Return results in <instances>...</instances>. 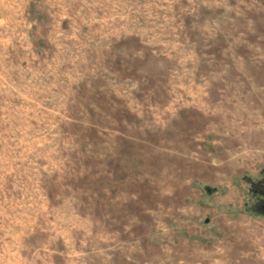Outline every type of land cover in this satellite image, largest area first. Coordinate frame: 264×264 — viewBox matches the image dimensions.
<instances>
[{
  "label": "rangeland",
  "instance_id": "obj_1",
  "mask_svg": "<svg viewBox=\"0 0 264 264\" xmlns=\"http://www.w3.org/2000/svg\"><path fill=\"white\" fill-rule=\"evenodd\" d=\"M264 0H0V264H264Z\"/></svg>",
  "mask_w": 264,
  "mask_h": 264
},
{
  "label": "flooded vegetation",
  "instance_id": "obj_2",
  "mask_svg": "<svg viewBox=\"0 0 264 264\" xmlns=\"http://www.w3.org/2000/svg\"><path fill=\"white\" fill-rule=\"evenodd\" d=\"M264 207V206H263Z\"/></svg>",
  "mask_w": 264,
  "mask_h": 264
}]
</instances>
